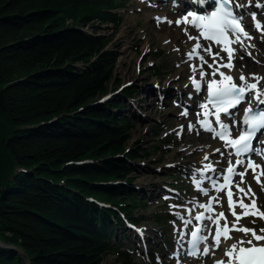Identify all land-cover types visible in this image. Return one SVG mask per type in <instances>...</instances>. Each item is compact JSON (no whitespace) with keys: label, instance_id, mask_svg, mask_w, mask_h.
Wrapping results in <instances>:
<instances>
[{"label":"trees","instance_id":"1","mask_svg":"<svg viewBox=\"0 0 264 264\" xmlns=\"http://www.w3.org/2000/svg\"><path fill=\"white\" fill-rule=\"evenodd\" d=\"M125 3L0 0V238L23 247L31 264H101L110 252L133 260L108 239L118 210L99 200L129 215L145 204L114 182L130 179L139 155L128 146L130 117L112 110L135 89L98 101L116 52L106 48L110 37L80 28L119 26ZM0 264L27 263L0 246Z\"/></svg>","mask_w":264,"mask_h":264},{"label":"snow or ice","instance_id":"2","mask_svg":"<svg viewBox=\"0 0 264 264\" xmlns=\"http://www.w3.org/2000/svg\"><path fill=\"white\" fill-rule=\"evenodd\" d=\"M205 2L206 0H197L200 4ZM176 6V0H173V7ZM208 7L212 9L210 12L198 14L189 11L175 21L167 17H155L158 24L167 22L169 25L173 23L178 26L186 25L181 30L188 41H194L187 52L188 61H193L194 58L196 61L189 64L192 73L189 80L197 94L204 92L206 95L197 105L200 111L196 113V123L189 121L187 131L195 132L197 135L200 134V130L211 133L213 139L223 142V150L215 148L213 153H218L222 158L227 156V166L217 167L221 161H210L212 153L205 152L201 158V167L191 170L195 189L208 199L199 201L193 198L185 205L169 206L172 214L181 222L180 226H177L175 220L171 221L174 238L180 248L193 257L209 255L215 257L216 250L221 247L222 242L233 240L223 250L221 257L213 260V264H264V229L257 233L255 229L240 224L241 219L249 215L264 219V211L256 205L252 186L245 181V176L251 169L253 179L264 190V181L261 180L264 176V167L256 164L252 159L253 155L264 158V147H262L264 140L259 139V136L264 135V85H261L264 77L254 73L246 77L241 72L240 76L234 79L221 71V68L231 70L234 67L233 60L237 49L232 47L233 44H238L241 51L252 56L249 49L254 48L255 45L251 43L253 37L245 31L243 24L245 15L251 17L253 27L262 33L261 39H264V27L256 19L257 14L248 11L251 7L264 9V5L259 3L253 5L252 0H247L245 3H240L239 0H211ZM190 30L197 32L198 35H191ZM201 40L206 42L207 46L202 44ZM165 43L169 41L166 40ZM214 46L219 50L213 52ZM222 52L226 53V59L221 55ZM201 53L211 57L212 63H209ZM240 58L243 59V55ZM205 65L211 69L210 72L205 70ZM197 72L199 79L196 78ZM217 76L220 78L217 79ZM191 97L190 92L189 98ZM241 105H244L242 118L237 120V112ZM179 115L187 117L188 107H184ZM184 129L185 126L180 125L179 130L173 129V132L180 136ZM234 130L237 132L235 136ZM203 147L205 146H201ZM241 167L244 171H238ZM236 177H239L238 181ZM205 183L207 187L203 186ZM221 192L225 193L227 211L234 219L230 220L223 210L216 211L217 206L223 209V198L219 195ZM245 199L250 203H245ZM196 209L201 211L193 215ZM252 222L255 223V220ZM135 231L141 239L144 238L143 229L136 228ZM233 232L242 235L233 239L231 235ZM209 240L212 241L211 245L208 243ZM177 254L173 252L172 255ZM157 262L160 264L159 255Z\"/></svg>","mask_w":264,"mask_h":264},{"label":"rangeland","instance_id":"3","mask_svg":"<svg viewBox=\"0 0 264 264\" xmlns=\"http://www.w3.org/2000/svg\"><path fill=\"white\" fill-rule=\"evenodd\" d=\"M255 1L257 0H252V2ZM150 10L168 11L167 7L164 9V5L155 8L154 2L150 0H127L124 7L119 9L122 16L119 26L110 21L100 22L99 20L80 26L84 31L88 30L111 38L106 48L116 52V60L113 67V76L107 83L109 86L108 92L124 90L125 88L135 89L134 94H129L131 95L129 99L125 96V93L121 92L123 94L120 97H122L123 102L120 106L113 108L117 114H125L130 117L133 126L130 129L128 146L138 148L139 151V155L130 160L132 165L130 179H118L116 182H124L125 188L129 192L136 191L139 195L137 203L145 202L143 206L135 207L132 211V217L138 219L136 226L144 230L145 238L149 236L155 241L147 243V247L150 248L148 257L141 255V250H138L140 247L134 248L135 255L131 264H158L156 248H161L165 240L172 247L175 246L171 221L175 220L176 224L179 225L181 222L175 216L170 221H167V219L170 218L169 214L172 213L169 208L170 205H185L188 202L179 199V195L186 194L189 201L194 197L201 200L206 199L205 196L198 195L195 186H191L188 180L187 185L183 188L184 191L179 190L181 191L180 194L165 191L167 187L174 186L180 180L185 181L186 178L183 177L192 165L201 167V158L205 151L204 147L201 148V146H204L202 141L208 137L201 132L199 135L195 132L190 133L187 131V127L180 136L173 132V129L179 130L180 125H186L190 120L195 121L193 111L198 110V107L197 105H194V107L188 106L189 115L181 117L179 113L182 108L177 106L181 105L179 101L182 99L178 100L175 94L172 96L166 95L167 92L162 88L181 89L184 98L190 101L195 102L197 97L189 98V93L195 91L190 86L189 77L192 75L189 68L190 63L187 62L186 67L183 68L184 66L174 59L173 49L163 40L164 35L160 29L161 24H158L155 19L157 11L152 15L149 14ZM258 17L264 20V9L259 11ZM250 29H253V26H250ZM261 35L262 33L258 31L254 34L256 38V44L254 45L256 47L253 48L254 50L249 49L251 52L256 51L254 54H256L257 60L251 56L248 58L245 53H242L247 63L251 61L256 68L264 66V39H261ZM145 45H147L146 48H144ZM126 46L134 52L135 57L121 63L123 50ZM78 64L84 66L82 62ZM175 72L179 73L176 74ZM225 159L226 156L218 159H216V155L210 157V161L220 160L221 164ZM169 165L174 166L170 167ZM163 193L165 195L172 194L173 198H160ZM258 196L259 201H262L261 204L258 203L259 209L264 211L262 208L264 207V191L260 188L258 189ZM102 201L108 200L103 199ZM159 215L161 217L165 216V219L158 221L157 217ZM253 220H255V223L252 222ZM242 221V226L255 229L257 233L264 229V219L259 217L249 215L243 217ZM127 231V237L135 234L138 242L145 246L140 235L131 229H127ZM239 234L241 233L234 232L233 237L237 238ZM127 239L132 241L130 238ZM23 250L27 252L24 248ZM168 258H170L168 255L166 257L162 256L160 264H174ZM200 261H205L206 264L213 263V259L208 256ZM123 262L116 254L109 253L103 257L101 264H123Z\"/></svg>","mask_w":264,"mask_h":264},{"label":"bare ground","instance_id":"4","mask_svg":"<svg viewBox=\"0 0 264 264\" xmlns=\"http://www.w3.org/2000/svg\"><path fill=\"white\" fill-rule=\"evenodd\" d=\"M264 1V0H263ZM262 1V2H263ZM163 5H167L168 6V8H169V10L168 11H157V10H155V11H149V14H154L156 11V15H155V17H167L169 20H174V18H175V20H177V19H180L182 16H178L177 17V15L175 14V12H174V10H178V9H180V5H179V3H176V7H173V3H171V2H169V1H167V0H162V1H160ZM262 5H264V3H262ZM154 10V9H153ZM256 19L257 20H259L260 22H261V24H262V20L261 19H259L258 17H256ZM161 30H162V33H163V35H164V41H169V47H171L172 49H173V52H174V54H173V57H174V59L176 60V61H178L179 63H180V65H183L184 67L183 68H185L186 67V63L187 62H189V63H194V62H196L195 61V58H194V60L193 61H188V57H187V52H188V50L191 48V45L194 43V41H188L187 40V36L184 34V32L181 30L182 28H184V27H186V25H180V26H177L176 24H171V25H169L167 22H162L161 23ZM190 34L191 35H198V33L197 32H195V31H191L190 30ZM163 38V37H162ZM256 41H255V37H253V39H252V41H251V43L252 44H256L255 43ZM201 43L202 44H205V46H207L206 45V42H204L203 40H201ZM148 45V44H147ZM147 45H145L144 46V48H146L147 47ZM255 47H256V45H255ZM177 49H179V51H177ZM124 52H123V54H122V59H121V63H123L124 61H126L127 59H132L133 57H135L134 56V52H132L130 49H129V47L128 46H126V48L123 50ZM216 51H218V49H216ZM216 51H214V52H216ZM250 51V50H249ZM145 52V51H144ZM241 50H240V47H238L237 48V51H236V53L234 54V56H235V58H234V60H233V64H234V67L231 69V70H229L228 68H221L222 70H224L225 71V73L226 74H228V75H233L234 76V79H237L239 76H240V74H241V72H243V74L246 76V77H248V75L250 74V73H254V74H258V75H260L261 77H264V66H259V68H256V66L254 65H252V63H251V61L249 62V63H247V61L246 60H244V59H241L240 57H241ZM256 51H253L252 53V58L254 57V59L255 60H257V57H256V54H254ZM259 52V51H258ZM202 55H205V58L206 59H208V61H209V63H212V60H211V57H209V56H207V54H205V53H201ZM263 54V53H262ZM221 55L222 56H225V59H226V53H221ZM247 57H249L250 58V56H248L247 55ZM185 61H187V62H185ZM254 61V60H253ZM177 63V62H176ZM178 63V64H179ZM244 64V66H243V64ZM181 67V66H180ZM204 68H205V70L206 71H208V72H210L211 71V69H208L207 68V65H205L204 66ZM124 69V68H123ZM187 70V69H186ZM176 73V72H175ZM179 72H177L176 74H178ZM196 76H197V79H199L200 77H199V73L197 72V74H196ZM124 77V76H123ZM175 78V77H174ZM208 78H210V77H208ZM169 79V78H168ZM262 82V81H261ZM191 83V82H190ZM191 86H192V84H191ZM156 88V87H155ZM157 89V88H156ZM156 89H154V90H156ZM163 90H165V92H167L166 93V95H168V93H170L171 91H176V90H171V88H162ZM158 90V89H157ZM178 90V89H177ZM156 92V91H155ZM158 92V91H157ZM187 105H189V104H187ZM187 105H185V104H183V105H180V106H177V107H181L182 109H181V111L184 109V107H186ZM195 112H193V116H195V121L194 120H190V121H192L193 123H196V120H197V116H196V113L194 114ZM237 118H239V117H237ZM185 127H187V124L186 125H184ZM200 132L201 133H204V135H206L208 138L207 139H205V140H203L202 141V145H204L205 147V151H204V153L205 152H208V153H212V154H217V153H213V149H215V148H221L222 150H223V148H222V146L220 145V141L219 140H214L213 138H212V135H211V133H208V132H204L203 130H200ZM200 133V134H201ZM208 146H210V147H208ZM217 157V156H216ZM225 163H226V161H225ZM261 166L262 167H264V162L263 163H261ZM239 180V177H237V181ZM261 180L262 181H264V176H262L261 177ZM245 181H246V184H250L251 186H252V190H253V192L255 193V200H256V205H258V202H259V196H258V189L260 188V189H262L261 188V185L260 184H257L256 183V181L253 179V174H252V177L250 178V179H248V178H246L245 179ZM242 186H245L246 187V185H242ZM264 191V190H263ZM245 203H250V201H248L247 199H245ZM258 207V206H257ZM237 211H240L239 209H237ZM262 211V210H261ZM231 219H234V218H232L231 217ZM232 235V234H231ZM241 236V234H239V236L238 237H240ZM237 237V238H238ZM233 239H235V237H233ZM233 242V240H228L227 242H223L222 244H221V247L219 248V249H217L216 250V254H215V259H217V258H220L221 257V255H222V253H223V250L225 249V248H227L231 243ZM9 244H12L13 245V243H9Z\"/></svg>","mask_w":264,"mask_h":264},{"label":"water","instance_id":"5","mask_svg":"<svg viewBox=\"0 0 264 264\" xmlns=\"http://www.w3.org/2000/svg\"><path fill=\"white\" fill-rule=\"evenodd\" d=\"M0 246L10 247L12 249H15V250L19 251L20 253H22L23 257L25 258V261H27V264H29L30 258H28V253L25 252L23 249L15 246V245L9 244V243L1 240V239H0Z\"/></svg>","mask_w":264,"mask_h":264}]
</instances>
